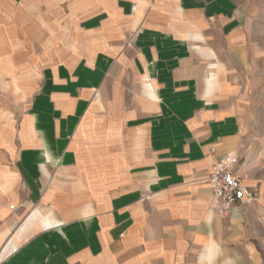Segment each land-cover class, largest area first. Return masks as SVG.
Returning a JSON list of instances; mask_svg holds the SVG:
<instances>
[{
    "label": "crops",
    "instance_id": "crops-1",
    "mask_svg": "<svg viewBox=\"0 0 264 264\" xmlns=\"http://www.w3.org/2000/svg\"><path fill=\"white\" fill-rule=\"evenodd\" d=\"M7 1L0 78L38 75L0 110V264H264L252 0ZM228 154L255 197L222 215Z\"/></svg>",
    "mask_w": 264,
    "mask_h": 264
},
{
    "label": "rangeland",
    "instance_id": "rangeland-1",
    "mask_svg": "<svg viewBox=\"0 0 264 264\" xmlns=\"http://www.w3.org/2000/svg\"><path fill=\"white\" fill-rule=\"evenodd\" d=\"M2 2L6 5V7L8 8V11L10 12H15L17 9L21 12H24L22 7L17 8V6L12 5L7 0H2ZM252 4L254 6V16L253 17L255 19V31L253 34L256 36V38H259L261 41L264 42V0H252ZM9 22H10L9 26H10L13 38L15 40L17 38H20L21 32H19L14 27L15 24L11 20V17H10ZM35 48L37 47H32V48L31 47H28V48L17 47L15 50L25 49L26 54H29L30 51L28 50H33ZM12 57H13V53H12ZM28 60L30 62L31 58L28 57ZM29 72L30 73H29L28 78H26V74L12 75L11 77H8L7 79H5L3 76L0 78V110L1 111L12 110L13 111L12 115H14L16 122L19 121V117L23 112V108L25 105L24 103L25 97H27V95L26 96L23 95L22 87H27L26 86L27 81H30V83H32L33 81L36 80L37 75H38V72L34 66L32 68H29ZM262 120L264 122V108L262 112Z\"/></svg>",
    "mask_w": 264,
    "mask_h": 264
},
{
    "label": "built area",
    "instance_id": "built-area-1",
    "mask_svg": "<svg viewBox=\"0 0 264 264\" xmlns=\"http://www.w3.org/2000/svg\"><path fill=\"white\" fill-rule=\"evenodd\" d=\"M214 151L212 147L211 152ZM238 162L236 155L228 154L210 169L207 181L214 189L219 214L226 215L236 205L249 202L255 197V193L243 183L242 175L235 171Z\"/></svg>",
    "mask_w": 264,
    "mask_h": 264
}]
</instances>
